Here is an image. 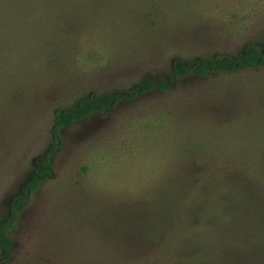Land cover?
Masks as SVG:
<instances>
[{
	"label": "rangeland",
	"instance_id": "374dc122",
	"mask_svg": "<svg viewBox=\"0 0 264 264\" xmlns=\"http://www.w3.org/2000/svg\"><path fill=\"white\" fill-rule=\"evenodd\" d=\"M2 1L0 220L57 107L264 42V0ZM52 163L0 264H264V66L120 101Z\"/></svg>",
	"mask_w": 264,
	"mask_h": 264
},
{
	"label": "trees",
	"instance_id": "16d2710c",
	"mask_svg": "<svg viewBox=\"0 0 264 264\" xmlns=\"http://www.w3.org/2000/svg\"><path fill=\"white\" fill-rule=\"evenodd\" d=\"M46 4H43L42 7ZM2 5L3 1L0 0V13L2 12ZM259 66H264V42L260 46L245 44L235 54H215L212 57L199 56L191 60L173 59L169 73L165 78L154 79L146 76L128 88L118 89L111 93L92 92L76 98L71 105L57 107L51 122V140L47 150L34 160L29 176L9 201L8 216L0 220V259H11L15 242L9 235V230L15 226L19 213L29 204L32 195L54 174L52 158L62 146L63 129L82 122L94 113H104L115 107L120 101L133 100L153 89L166 91L177 81L191 75L209 76L236 73ZM244 243L247 246L245 241ZM213 245L220 246L217 242ZM204 258H208L207 254ZM218 260L219 258L216 259V261Z\"/></svg>",
	"mask_w": 264,
	"mask_h": 264
}]
</instances>
